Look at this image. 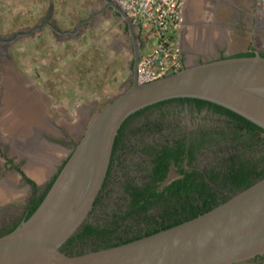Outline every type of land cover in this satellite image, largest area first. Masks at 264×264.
<instances>
[{
    "label": "water",
    "instance_id": "95a60500",
    "mask_svg": "<svg viewBox=\"0 0 264 264\" xmlns=\"http://www.w3.org/2000/svg\"><path fill=\"white\" fill-rule=\"evenodd\" d=\"M103 2L97 15L112 9L131 35V81L90 121L35 212L0 236V264H236L264 255V177L212 209L153 234L79 254L61 249L88 219L106 180L115 138L132 113L169 98L198 97L264 128L260 51L255 49L254 56L207 55L202 61L189 60L174 73L139 83L141 49L134 22L115 1ZM176 177L170 172L164 184Z\"/></svg>",
    "mask_w": 264,
    "mask_h": 264
},
{
    "label": "rangeland",
    "instance_id": "374dc122",
    "mask_svg": "<svg viewBox=\"0 0 264 264\" xmlns=\"http://www.w3.org/2000/svg\"><path fill=\"white\" fill-rule=\"evenodd\" d=\"M255 1L235 0V3H229L228 1L222 3L220 15L226 17L228 26L232 25L235 14L238 15L236 21L239 23L236 27L230 29L231 43L219 48L221 52L215 53L216 56H219V54L230 55L251 48L264 51V29L260 28L258 23L256 24L258 18H264V12L254 13L253 4ZM104 6L103 0H0V33L4 34L5 37L12 38L17 32L39 26L45 20L54 24L59 29L58 31H72L79 21ZM252 15L257 16V19L252 18ZM228 28L225 29L228 30ZM58 31H53L48 26L43 30L21 36L16 42L15 49L18 48L17 53L24 54L21 57V63L24 64L26 67L24 69L31 75L29 77L23 76L27 82L31 78L32 80L37 79L43 86L58 88L60 85L63 87V92L53 90L54 96L58 94V99L53 97V101H49L54 106H58L55 109L53 108L54 110L51 108L55 117L62 113L63 119L68 123H72L78 117L77 114L81 112L80 109L83 105L85 107L87 103L96 102L92 116L84 127L85 131L90 121L108 102L124 91L131 81L132 69L130 68H132L134 55L130 38L123 19L112 9L107 10L104 15L95 19L94 25L85 26L81 32L82 35L81 33L64 35ZM114 37H116L115 42L117 45H122L121 53L109 52V49H107L110 55L108 56L107 53V60H102L105 64L108 63V60L116 63L112 65V70H104L105 66L103 64H101V67H93L90 60L94 59L92 53H94L93 50L96 45L100 48L108 47L109 43L114 45L112 42ZM141 40L143 42V52L151 50L156 42L155 37L149 40L147 36H142ZM10 48L12 49V46ZM86 49L91 51L87 53ZM84 52L85 55H89L84 58L88 61L86 67H88L87 69L91 74L86 73V76H84L86 79L81 76L82 72L78 71L77 66L81 62L80 60H83ZM203 58H206V56ZM13 61L16 62V59ZM65 65L68 68H65ZM41 69L44 72L46 71L45 74L43 71L40 72ZM32 107H27V110L29 111ZM161 108H159L160 110L158 108L148 110L143 115L135 118L133 126H142L149 120L155 123L158 128L153 131H135L128 136L122 154L123 165L112 171L100 195V201L89 215V221L104 225L112 219L116 212H123L128 208L130 199L126 185L128 183H142L146 177L148 157L145 152L141 151L143 143L160 144L168 138L191 133L198 128L211 129L223 123L221 116L207 110L195 113L192 109H177L174 104L167 110H161ZM71 126L68 124L69 128ZM84 131L82 130L80 136H72V142L70 143L75 146ZM223 145L222 142L202 148L197 163L208 167L214 164L221 153L220 148ZM171 173L176 175L174 169ZM49 176L50 174L44 180H39L41 187L45 185ZM16 185L21 187L23 184ZM24 187L21 189H24ZM27 191L26 189L25 193L28 195ZM20 197H22L21 194ZM0 205H2L0 207L1 233L19 220L26 201L22 197L19 200L0 201Z\"/></svg>",
    "mask_w": 264,
    "mask_h": 264
},
{
    "label": "trees",
    "instance_id": "16d2710c",
    "mask_svg": "<svg viewBox=\"0 0 264 264\" xmlns=\"http://www.w3.org/2000/svg\"><path fill=\"white\" fill-rule=\"evenodd\" d=\"M255 54V49L251 48L227 56ZM261 54L264 56V51ZM174 102L192 104L199 113L207 109L221 116L223 123L211 129L198 128L191 133L168 138L160 144L143 143L141 151L148 157L146 177L142 183L126 185L130 199L128 208L123 212H116L104 225L95 224L89 221L88 217L79 230L61 246L63 251L79 254L153 234L212 209L264 177L263 127L212 101L198 97H175L148 105L132 113L123 122L115 138L108 174L102 189L106 186L111 166L113 171L123 165L122 154L128 136L135 131H153L158 128L149 120L142 126H133L135 118L143 115L148 109L160 108ZM222 142L224 145L220 148L221 153L214 164L208 167L197 163L202 148ZM66 161L40 192L37 183L16 166L34 189V197L29 202L22 220H27L39 207ZM171 169L178 175L164 184ZM101 194L102 192L95 204L100 201ZM22 220L6 228L0 236L12 232Z\"/></svg>",
    "mask_w": 264,
    "mask_h": 264
},
{
    "label": "flooded vegetation",
    "instance_id": "af4514ba",
    "mask_svg": "<svg viewBox=\"0 0 264 264\" xmlns=\"http://www.w3.org/2000/svg\"><path fill=\"white\" fill-rule=\"evenodd\" d=\"M227 1L229 3L230 2L235 3V0H227ZM249 1L252 2L254 0H249ZM257 1L258 0H256L253 4L254 9L252 8L254 10V13L256 14L259 11H262ZM102 9L93 11L87 18L82 19V20H85V19L92 17V20L87 21L86 23H83L80 26H78V24L82 20L79 21L77 25L75 26V29H73L72 31L71 30L58 31L59 29L54 24L45 20L39 26L17 32V34L13 36L12 38L5 37L4 34L0 33V143H1L0 145V188L1 190L0 191L3 194V197H1L3 199H0V201H12L15 199L19 200L20 198L24 197V201H26V205H25L24 211L22 212L19 220L23 219L24 214L27 211L28 204L34 197V192H33L34 189H33L32 184L27 182L26 179L19 172V170L16 169V166L20 167V169L29 178H31L37 183V185L39 186V192L43 191L48 185V183L52 180L54 175L59 171V169L61 168L63 163L66 161V159L70 157L72 151L74 150L76 146L70 143L72 142L71 137L80 136V134L82 133V130L84 131V129L82 128V122L85 123L86 121L90 120V117L92 116V111L96 107V102L92 101L90 103H87L85 107L83 105L80 109L81 112L77 114L78 117L72 123H68L65 119H63L62 113H59V116L55 117L54 116L55 114L52 113L51 108L52 110H54L58 106H54V104L51 102L53 101V97L58 99V94L54 96V91L61 90L63 92V87H61L60 85L58 88L54 86L53 87L47 86V85L43 86L41 85L42 84L41 82L37 81V79L32 80L31 78L29 82H27L25 78H23V76L29 77L31 75L28 74V71L24 69L26 67L24 66L23 63H21V57L24 54H21L20 52L17 53L18 48L15 49L16 42L17 40L20 39L21 36H26V35L31 34L32 32L43 30L45 29V27H48V26L52 28L53 31H58L59 33L64 34V35H76L77 33H81L85 26L94 25L95 19L104 15L107 10H110V9H104L101 14L97 15V13L100 12ZM237 17L238 15L235 14L232 20V25L228 26L226 22V23H222V27L224 28L230 27V29L231 28L233 29L239 23L238 21H236ZM252 18L257 19V16L252 15ZM257 23L260 28L264 27V18H261V19L258 18L256 20V24ZM124 25L129 35L132 52H133L132 38H131L130 33L128 32L127 24L125 22H124ZM134 32L135 34L138 35L139 45H140V49L142 53V43L143 42L141 40V37L138 34V29L135 23H134ZM184 35L185 33L183 32V30L179 28V31L177 32V38L182 41L184 38ZM115 39L116 37H114L112 41L114 45L109 43L107 45L108 47L100 48L99 46L96 45V47L93 50L94 53H92L94 59L90 60L91 65L93 67L94 66L101 67V64H103L105 66V68L103 66L104 70L106 69H108V71L112 70L113 68L112 65L116 63H112V61L108 60V63L105 64L102 62V60L103 59L107 60L108 58L107 49H109V52L111 51V52L121 53L122 45L118 44L119 45L118 46L117 43L115 42ZM10 46H12V49L10 48ZM86 50H87V53L88 51H91L89 49H86ZM220 52L221 50L218 48V53ZM260 52H263V51H260ZM85 54L86 53L84 52L83 57H82L83 60H80L81 62L77 64L78 71L82 72L81 76H83V78L84 76H86V73L90 74V71L87 69L88 67H86V65L88 66V61L87 59L84 58L86 56L88 57L89 55H85ZM109 55L110 53H108V56ZM133 55H134V52H133ZM222 55L227 56L226 54H222ZM220 56L221 55L219 54V56L217 57H220ZM203 57L204 56L200 55L199 57L200 61L204 60ZM15 59H16V62L13 61ZM65 68H68V66L65 65ZM42 71L43 69L40 70V72ZM55 72H59V71H55ZM43 82L45 81L43 80ZM173 104L176 105L177 109H186V110L192 109L195 113H199L195 106H193L192 104L186 103V102L184 103L174 102L167 106L163 105L161 110L162 109L167 110ZM29 106L31 107L33 106L29 110L31 113H28V110H27V107ZM30 122L39 123L43 128H39V129L31 128L32 129L31 132L29 131L26 134L25 131L27 130H25V126L26 124ZM68 124L72 126L69 128ZM22 135L27 137L28 140L26 141L31 142V143H28V144H31L30 147H27V145L23 144L22 141L24 138ZM35 158H38L40 161L42 160L44 161L45 159L50 160L49 162L51 164V169L49 173H47V175L50 174V176L45 182V185L43 187H41L39 181L37 179H34L31 175H29L25 171V168H24V166H28V164H30V162L34 160ZM172 170L173 169H171L170 172ZM13 174H18L20 178L13 179L12 178ZM111 174H112V166L110 168L108 178ZM20 183L23 184L22 185L23 187L25 186L24 189H21L23 188L22 186L20 187V185H16ZM26 189L28 190L27 191L28 195L25 193ZM20 191H22V193H20ZM101 192H103V189L101 190ZM20 194L22 195V197H20ZM96 204L94 205L93 209L96 207ZM0 207H2V205H0ZM256 259L253 258L249 261H246L243 263H236V264H255Z\"/></svg>",
    "mask_w": 264,
    "mask_h": 264
},
{
    "label": "built area",
    "instance_id": "2783aa9c",
    "mask_svg": "<svg viewBox=\"0 0 264 264\" xmlns=\"http://www.w3.org/2000/svg\"><path fill=\"white\" fill-rule=\"evenodd\" d=\"M136 24L140 37L156 38L151 50H142L137 68L139 83L154 81L185 66L176 30L181 22L185 0H113ZM264 12V0H258Z\"/></svg>",
    "mask_w": 264,
    "mask_h": 264
},
{
    "label": "crops",
    "instance_id": "0c3cea01",
    "mask_svg": "<svg viewBox=\"0 0 264 264\" xmlns=\"http://www.w3.org/2000/svg\"><path fill=\"white\" fill-rule=\"evenodd\" d=\"M227 0H185L181 8V22L180 29L185 33L183 40H178V43L182 49V53L186 61H200L199 57L201 56H211L218 54V48H222L227 44L231 43V32L230 28L226 30L222 27V23H226V17L220 15L222 3ZM229 5V4H228ZM231 6V5H229ZM264 29V27H262ZM179 29L177 30V32ZM177 37V33H176ZM205 59V58H204ZM79 114V113H78ZM85 123L82 122V128L84 129ZM31 128H43L39 123H28L25 126V133L31 132ZM25 134V135H26ZM23 136V144L30 147L31 143ZM21 136V137H22ZM30 140V139H29ZM35 165H39L41 168H44V179L51 169L50 160L45 159L40 161L38 158L32 160ZM31 161V162H32ZM30 162V164H31ZM42 163V164H41ZM24 166L25 171L29 174V167ZM15 176V177H14ZM32 176V175H31ZM41 176V177H42ZM36 178L35 176H33ZM13 179H19L18 174L12 175ZM39 179V178H36ZM41 179V178H40ZM39 181V180H38ZM1 190V188H0ZM5 196V195H4ZM3 197V194L0 191V199ZM256 259V258H255ZM255 264H264V255L257 257Z\"/></svg>",
    "mask_w": 264,
    "mask_h": 264
},
{
    "label": "bare ground",
    "instance_id": "6f19581e",
    "mask_svg": "<svg viewBox=\"0 0 264 264\" xmlns=\"http://www.w3.org/2000/svg\"><path fill=\"white\" fill-rule=\"evenodd\" d=\"M22 91V90H21ZM24 103V102H23ZM31 105V104H30ZM31 107V106H30ZM29 112V111H28ZM27 138V137H26ZM42 164V163H41ZM46 165H44L45 168ZM44 168H41L39 165H35L32 161L29 167L30 174L35 176L36 178H41L42 174H44Z\"/></svg>",
    "mask_w": 264,
    "mask_h": 264
}]
</instances>
